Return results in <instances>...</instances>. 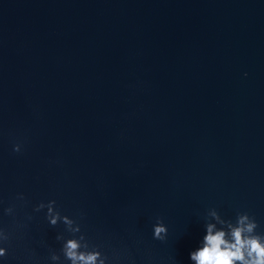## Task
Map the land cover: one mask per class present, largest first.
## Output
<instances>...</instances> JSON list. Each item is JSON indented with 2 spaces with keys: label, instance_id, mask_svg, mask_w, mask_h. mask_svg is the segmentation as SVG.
Here are the masks:
<instances>
[{
  "label": "water",
  "instance_id": "95a60500",
  "mask_svg": "<svg viewBox=\"0 0 264 264\" xmlns=\"http://www.w3.org/2000/svg\"><path fill=\"white\" fill-rule=\"evenodd\" d=\"M211 209L264 234V0H0V264H194Z\"/></svg>",
  "mask_w": 264,
  "mask_h": 264
},
{
  "label": "clouds",
  "instance_id": "9594fccd",
  "mask_svg": "<svg viewBox=\"0 0 264 264\" xmlns=\"http://www.w3.org/2000/svg\"><path fill=\"white\" fill-rule=\"evenodd\" d=\"M247 75V74H245ZM20 145L14 146V151H19ZM23 199V194H20ZM55 201L39 203L35 211L47 208L46 219L52 226L62 221L66 230L73 233H80V225L68 215H61L60 211L54 207ZM11 213L12 208L6 209ZM208 214L214 217L220 224V229L215 230L216 225L206 223V234L202 240V246L190 253V259L194 264H264V234L256 231L258 223L254 217L247 212L238 213L235 223L231 220L222 219L215 209L209 210ZM158 222L153 225L154 238L163 241L166 238L167 227L157 218ZM75 225V226H73ZM57 240H63V234H58ZM9 240V235L0 232V243ZM85 249V251H81ZM89 244L83 233L78 238L67 239L61 251L70 264H105L106 257L96 250H88ZM6 255V248L0 247V257ZM52 261H59L57 252L51 253Z\"/></svg>",
  "mask_w": 264,
  "mask_h": 264
}]
</instances>
